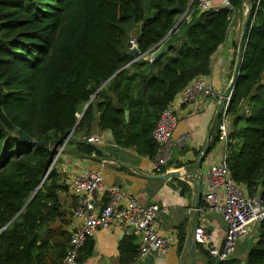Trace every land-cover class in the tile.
I'll use <instances>...</instances> for the list:
<instances>
[{"label": "trees", "instance_id": "obj_1", "mask_svg": "<svg viewBox=\"0 0 264 264\" xmlns=\"http://www.w3.org/2000/svg\"><path fill=\"white\" fill-rule=\"evenodd\" d=\"M189 1L0 0V264H60L73 205L71 196V205L63 206L67 184L57 163L51 165L62 143V152L100 154L85 140L95 125L116 146L153 159L151 130L159 112L188 81L209 74L232 16H241V0L201 12L195 0L187 8ZM185 10L188 18H180ZM160 44L161 53L144 58ZM224 113L229 175L264 202V0H250ZM253 228L222 261L194 246L206 264H264V220ZM177 240L183 241L181 230ZM92 247L87 237L77 262ZM136 255L132 237L122 238L118 264H130Z\"/></svg>", "mask_w": 264, "mask_h": 264}, {"label": "crops", "instance_id": "obj_2", "mask_svg": "<svg viewBox=\"0 0 264 264\" xmlns=\"http://www.w3.org/2000/svg\"><path fill=\"white\" fill-rule=\"evenodd\" d=\"M241 17L238 13L234 15L228 36L210 57L209 74L206 77L210 82L213 95L198 97L189 103L177 102V94L172 99L176 115L173 134L190 132L191 135L184 146L172 150L169 159L159 167L158 171L154 170L153 159L138 155L130 148L116 146L109 132L98 131L95 125L92 126L91 134L104 133L107 137L102 145H96L100 154L76 155L63 151L58 157L55 168L65 183L72 173L83 174L87 170L95 169L102 175L103 188L117 185L139 203H155L160 208H164L165 211L159 210L156 213L154 227L160 236L167 239V248L158 252H149L144 256L136 255L130 264H186L188 261L184 239L189 232L190 220L194 212L192 206L195 188L191 174L199 154L208 144V151L203 155L198 168L201 178V199L207 188V168L219 160L224 149L223 142L216 141L211 145L215 131L213 129L211 135H208V131L218 98L230 80L236 53V47L233 48V44L237 46L239 38V31L236 30L235 24ZM153 52L147 53L144 58L150 60ZM92 98L93 96L90 100ZM169 172H177L179 175L178 177H159ZM186 173L191 174L183 176ZM182 183L185 184V188L181 190ZM216 193L218 198H221L220 189H217ZM91 196L95 204L99 206L106 198V192L94 191ZM60 200L64 207L72 203V197L68 192L60 193ZM73 223V220L69 218L66 228L70 230ZM196 223L206 227L215 246L221 245L224 223L218 211L196 212ZM180 230L183 232V241L178 244L177 232ZM125 237H132L133 244L137 245L135 244L136 236L120 222L96 230L90 237L93 241L92 253L86 258L84 264H118V244ZM193 255L195 258L193 264H206L195 246Z\"/></svg>", "mask_w": 264, "mask_h": 264}, {"label": "built area", "instance_id": "obj_3", "mask_svg": "<svg viewBox=\"0 0 264 264\" xmlns=\"http://www.w3.org/2000/svg\"><path fill=\"white\" fill-rule=\"evenodd\" d=\"M196 9L201 12L208 9L228 7L227 0H195ZM256 3L258 0H251ZM250 9V0L248 3ZM242 15V11H241ZM234 16H232L233 19ZM181 18H188L186 11ZM240 20L235 24L239 31ZM231 30L229 25L228 32ZM128 50L136 48L135 39H128ZM213 90L206 76H196L188 81L177 93V102L189 103L198 97L211 96ZM225 100L220 112L219 121L214 126L217 141L223 142L224 149L217 162L208 166L206 171V192L202 194V207L196 212L218 211L224 223V234L219 247L212 243L210 232L203 224H196L191 234L193 244L201 245L210 255L218 261L226 259L243 238L250 235L252 228L259 221L264 220V202L258 196L250 197L246 194L245 187L236 183L229 175L225 158V143L228 134V122L225 116ZM173 101L171 100L158 114L151 130V136L157 145L153 157L154 170H159L170 157L173 149L184 146L190 137V132L173 134L176 125ZM110 134V133H109ZM107 137L103 134H91L85 137L87 142L102 145ZM62 143L52 158L51 165L56 164L63 150ZM67 188L73 197L71 219L73 224L69 230L68 245L61 258L60 264H84L77 262L78 250L87 237L101 228H107L116 222L125 227H130V233L138 237L137 255L144 256L149 252L162 251L167 248V239L160 236L154 227L156 213L160 208L155 203H139L134 197L129 196L120 186L114 185L103 188L100 171L90 169L83 174L72 173L68 176ZM220 189L222 196L218 198L216 190ZM105 191L106 200L99 206L96 205L91 193ZM189 211V210H187Z\"/></svg>", "mask_w": 264, "mask_h": 264}, {"label": "water", "instance_id": "obj_4", "mask_svg": "<svg viewBox=\"0 0 264 264\" xmlns=\"http://www.w3.org/2000/svg\"><path fill=\"white\" fill-rule=\"evenodd\" d=\"M192 1L193 0L189 1L188 5H187V8L191 5ZM248 3H249V0H241L240 11H242V15H241L242 17L240 19L239 38H238V42H237V46H236V53H235V57H234V63H233L232 71H231V76H230V80L228 82V85L224 88V90L222 91V93L220 94V96L218 98V102H217V105H216L215 112L213 114L211 125H210L209 131H208V135H211V133H212V131L214 129L215 122H216V119L218 117V114H219V112H220L225 100L227 98H229V94H230V90H231V86H232V81H233V79L235 77V74H236V72L238 70V63H239L240 54H241L242 38H243L245 29H246V25H247L249 13H250V9L248 8ZM180 18H181V16H180ZM163 49H164V45H160L158 47V49L151 54V56L154 57V56L158 55L159 53H161L163 51ZM136 52H137L136 49H133V50H131L129 52V55H133ZM260 79H263V74L260 75ZM251 94L252 93L249 92L248 95L242 101V105L244 107L247 105ZM87 103L84 105V107L87 105ZM68 133H70V131ZM30 143L48 147V142L47 141H31ZM207 151H208V144L203 147L201 153L199 154L192 174L191 173L183 174V176L191 174V176L193 177L192 184H193V186L195 188V195H194L193 206H192L194 212H193L192 218L190 220L189 232L185 236V239H184V242H185V244L187 246V253H188V261H187L186 264H193L194 260H195L194 255H193L194 244L191 241V234L193 232L194 227L197 224L196 223V210L198 208V202H199L200 196H201V178H200V175L198 173V168H199L200 161L203 158V155ZM178 175L179 174L177 172H173V173L169 172V173L160 175L159 177H163V178H166L168 176H170V177L171 176L178 177ZM131 230L132 229L130 227H128V231L130 232ZM136 243H138V237L137 236H136V240H135V244Z\"/></svg>", "mask_w": 264, "mask_h": 264}, {"label": "rangeland", "instance_id": "obj_5", "mask_svg": "<svg viewBox=\"0 0 264 264\" xmlns=\"http://www.w3.org/2000/svg\"><path fill=\"white\" fill-rule=\"evenodd\" d=\"M181 15H182V14H181ZM181 15H180V16H181ZM239 17H240V16H239ZM253 232H254V228H252L251 236L253 235ZM251 236H250V238H251ZM248 242H249V241H248ZM248 242H247V243H248ZM247 243H246V244H247ZM244 252H245V251H243V253H241V254L239 253V256H240V257L244 256Z\"/></svg>", "mask_w": 264, "mask_h": 264}]
</instances>
